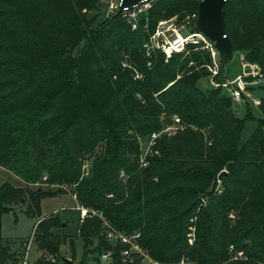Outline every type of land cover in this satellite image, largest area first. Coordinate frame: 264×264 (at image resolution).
Here are the masks:
<instances>
[{
    "label": "trees",
    "instance_id": "obj_1",
    "mask_svg": "<svg viewBox=\"0 0 264 264\" xmlns=\"http://www.w3.org/2000/svg\"><path fill=\"white\" fill-rule=\"evenodd\" d=\"M99 1L0 0V167L24 183L0 184V264L18 253L4 242L3 215L26 205L35 216L44 198L63 191L31 187L43 179L74 184L79 204L119 231L140 232L141 246L161 262L263 263L264 97L261 117L249 107L242 118L227 90L198 86L210 75L207 52L147 56L158 22L197 14L200 0H153L136 29L122 12L90 16ZM224 9L234 51L264 74V0H229ZM173 115L185 127L157 139L143 164L135 134L153 133ZM249 120L256 126L244 139ZM84 156L93 158L87 175ZM102 224L98 216L80 222L85 248L97 238L113 264H140L123 261V245L106 241ZM66 225L59 216L38 224L44 256L59 257L52 229Z\"/></svg>",
    "mask_w": 264,
    "mask_h": 264
},
{
    "label": "rangeland",
    "instance_id": "obj_2",
    "mask_svg": "<svg viewBox=\"0 0 264 264\" xmlns=\"http://www.w3.org/2000/svg\"><path fill=\"white\" fill-rule=\"evenodd\" d=\"M111 0H100L98 3V9L93 10L89 13L90 16L98 14V19H102L105 16H108V10ZM175 25L181 26L182 24H187L188 26H195L196 18L193 15L185 16L180 18L179 16H173ZM171 17V18H173ZM170 19V18H169ZM150 38V37H149ZM149 38L146 42H149ZM145 42V43H146ZM146 49V48H145ZM81 52V47H79L74 55L78 56ZM30 55V54H28ZM28 55H23L28 56ZM243 51H234L233 57L224 62V78L221 81H226V79L237 78L243 71L246 69L243 65ZM28 57H25L24 60L27 61ZM128 63H125L124 66H128ZM219 75V74H218ZM137 78L138 77L136 75ZM247 80L251 79L249 77ZM220 81V80H217ZM264 80H262L263 83ZM260 83H254L248 85V89L245 94V98L235 99L232 98L233 107L236 111V114L240 117H245L248 108L250 107L253 115L256 118L261 117V111L259 109V102L264 97V88L260 86ZM198 86L203 89H209L215 87L212 84V78L210 75L199 80ZM225 89V88H223ZM226 90V89H225ZM177 115H173L167 123L156 130L153 133L147 135L135 134V138L138 140L140 154L139 160L144 164V161H147L146 158L153 151V146L162 135L172 136L176 134L177 131L185 127L182 120L179 118V121H176ZM163 117L160 118V120ZM256 126L254 120H249L246 124L245 130L242 134L243 138L246 139L249 137L251 132ZM154 133L159 135L155 138ZM82 169L85 170V165H89V169L92 165L93 158L90 156H84L82 159ZM146 163V162H145ZM226 170V169H224ZM223 171V170H222ZM221 171V172H222ZM220 172V173H221ZM122 174L120 177L123 178ZM219 178V176H218ZM220 180V179H219ZM9 181L15 186H22L24 183L10 171L4 167H0V184ZM33 189L37 187L52 188L55 190L61 189L60 195L54 197H46L41 201V213L36 214L35 216H29L25 213L26 205H18L15 207L14 211L5 213L2 217V235L4 242L9 244L12 247V253H16L14 258H10L6 261L5 264H63V259L67 258L72 260V264H113V259L103 260L102 253L104 252L103 246L100 245L99 239L93 238L89 243L87 248H85V242L81 235L78 233V228L80 224V214L77 209L78 201L73 198L74 190L76 186L74 184H51L45 179L42 181L36 182L31 185ZM102 213V212H101ZM103 214V213H102ZM59 216L60 222L67 223L64 227L53 228L52 231L56 236V239H59L61 242V249L59 257L52 258L51 256H44L41 249V241L37 240V226L40 222L47 220L48 218ZM233 216V215H232ZM99 217V216H98ZM103 219L108 223L102 224V235L105 236V240L110 242L111 245H116V239L109 238L107 236V231L111 227L110 223L103 214ZM115 229V228H114ZM117 230V229H115ZM119 231V230H117ZM122 232V231H121ZM194 232V226L190 233ZM134 232L128 233L133 234ZM189 237V234H188ZM29 246V247H28ZM87 249V253H86ZM232 249V246H231ZM26 253H28L26 255ZM125 262V260L123 259ZM127 262V261H126ZM225 263V262H223Z\"/></svg>",
    "mask_w": 264,
    "mask_h": 264
},
{
    "label": "built area",
    "instance_id": "obj_3",
    "mask_svg": "<svg viewBox=\"0 0 264 264\" xmlns=\"http://www.w3.org/2000/svg\"><path fill=\"white\" fill-rule=\"evenodd\" d=\"M229 0H226V2ZM121 0H111L108 10V15L120 12ZM152 6V1L145 2L140 5H136L131 8H125L122 13L127 18L133 29H136L140 25V17L145 14L147 10ZM193 17L197 19V14ZM196 23V22H195ZM149 42L144 44L146 48L147 56H150L153 52H161L166 60L172 57L176 53L188 54L191 46L195 49L203 50L209 55V62L207 63V69L210 72V77L212 78V84L215 87L225 88L230 96L235 99L245 98L248 85L254 83H260L264 80V74L259 64L254 62H249L243 56V65L246 68L242 74L234 79H226V81H217L215 77L219 74L221 68L220 52L215 45V42L211 40L204 33L192 29L191 26L187 24H182L181 26L175 25L174 17L170 19L160 20L155 28V30L149 36ZM151 62H149V65ZM141 77V74H136ZM249 77L251 79L247 80ZM176 121L179 118L176 117ZM159 134L154 133L156 138ZM86 174H88L89 165H85ZM74 199H77L76 194H72ZM77 209L80 214V222H83L85 218L90 216H99L102 220L103 214L96 209L86 207L82 204L77 205ZM104 223L108 224L105 220ZM141 233L134 232L133 234H128L125 232L117 231L114 228H109L107 231V236L109 238L116 239V242L123 245L122 256L125 261L133 262L134 260H139L140 264H175L168 262H161L154 259L150 254L141 246L139 242ZM194 240V232L189 233V242L192 243ZM117 244V243H116ZM29 247V246H28ZM233 250V248L231 249ZM28 253H26L27 255ZM112 250H106L102 253L103 260H109L112 258ZM28 256V255H27ZM242 254L238 253L235 255L234 259L241 258ZM185 260H182L178 264H186ZM225 264V263H221ZM261 264H264L261 263Z\"/></svg>",
    "mask_w": 264,
    "mask_h": 264
},
{
    "label": "water",
    "instance_id": "obj_4",
    "mask_svg": "<svg viewBox=\"0 0 264 264\" xmlns=\"http://www.w3.org/2000/svg\"><path fill=\"white\" fill-rule=\"evenodd\" d=\"M153 0H121L119 11L122 12L125 8H131L136 5L143 4ZM226 0H200L195 29L204 33L215 42L216 47L220 52L222 62H227L233 57L234 47L226 33V11L224 6ZM227 173L223 170L219 174L221 180ZM68 264H72V260L65 258Z\"/></svg>",
    "mask_w": 264,
    "mask_h": 264
}]
</instances>
